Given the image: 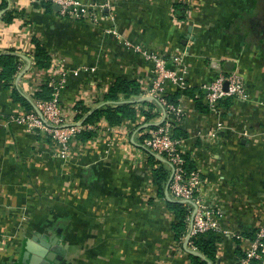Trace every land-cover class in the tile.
<instances>
[{"label":"crops","instance_id":"0c3cea01","mask_svg":"<svg viewBox=\"0 0 264 264\" xmlns=\"http://www.w3.org/2000/svg\"><path fill=\"white\" fill-rule=\"evenodd\" d=\"M186 3L197 8L189 10L190 23L201 46L199 54L186 57L188 87L211 80L220 69H235L249 93L247 100L222 106L221 116L199 112L187 95L178 100L186 111L179 123L185 133L181 146L200 169V195L223 213L222 226L231 232L217 243L215 264H238L250 240L241 232L249 236L264 215V0H113L97 24L28 0L11 1L9 22L0 10V52L19 54L10 86L0 78V264H30L38 242L48 240L55 242L47 251L60 255L59 261L42 258L35 264H191L185 246L173 238L174 214L152 177L157 166L169 176L170 168L148 161L135 127L145 124L139 110L135 121L114 126L101 118L95 137L74 139L65 159L49 134L27 131L12 120L28 110L13 99V87L32 102L43 84L66 70L60 102L68 123L81 126L76 105L99 106L118 77L140 83L135 106H153L149 123L160 122L161 107L149 94L152 64L129 44L167 56L179 53L188 24L175 13L185 15ZM110 25L119 37L105 31ZM33 38L47 50L46 67L36 63ZM217 121L224 124L217 138L198 135ZM250 128L253 135L241 138Z\"/></svg>","mask_w":264,"mask_h":264},{"label":"built area","instance_id":"2783aa9c","mask_svg":"<svg viewBox=\"0 0 264 264\" xmlns=\"http://www.w3.org/2000/svg\"><path fill=\"white\" fill-rule=\"evenodd\" d=\"M11 1L9 0L8 6L11 5ZM44 1L52 4L53 8L57 6V12L62 17L95 24L99 22L103 11L113 7V0H39L38 2L42 4ZM107 17L111 22L114 21L112 12H109ZM105 31L119 37L114 25H110ZM129 46L152 64L149 94L157 98L162 113L156 127L144 128L140 133L144 135L140 144L144 150L159 156V158L155 156L158 162L168 164L171 175L168 195L183 202L188 209L187 234L192 236L209 230L221 235L230 234L231 232L223 228L220 219L216 216L215 208L205 203V199L200 195L199 189L202 183L200 169L196 165L191 169L186 167V159L183 156L186 152L181 146L182 137L173 135V128L179 125L186 111L181 102L174 103L168 99L167 95L172 94L171 91H182L188 87V66L179 56L166 57L139 43L129 44ZM67 74L66 70H62L57 79L48 81V85L52 88L48 98L33 99L32 108L12 117L14 122L21 124L27 131H43L49 134L61 157L70 156L71 142L76 139V134L81 129L94 128L91 124L81 126L73 124L64 127V113L60 106L59 91L66 83ZM245 92L242 74L235 69L229 71L220 69L212 80L199 85L196 95L201 96L203 102L209 107V112L221 116L220 102L225 97L245 99ZM222 128H224L222 121H217L213 129L205 133L198 131V135L207 140L215 139ZM233 236L240 237L239 234ZM190 248L194 249V246ZM252 259H256L258 264H264V226L256 233L255 238L249 240L238 264H251Z\"/></svg>","mask_w":264,"mask_h":264},{"label":"trees","instance_id":"16d2710c","mask_svg":"<svg viewBox=\"0 0 264 264\" xmlns=\"http://www.w3.org/2000/svg\"><path fill=\"white\" fill-rule=\"evenodd\" d=\"M9 0H0V10L4 11L2 19L9 22L12 20V12L8 9ZM46 11H52V4L49 2H42ZM35 44V60L38 66L46 67L49 65L50 57L47 54L45 47L40 44V42L33 38ZM19 54L14 50H9L5 52H0V78L3 80L4 86L9 87L10 82L13 79L14 74L18 70ZM52 88L43 84L41 88L35 92L38 98H48L51 93ZM199 90L197 87H186L182 91H176L172 94H168L167 97L170 101L177 103L179 96L181 94L187 95L195 102V107L199 112H208L209 107L203 102L201 96H197L196 92ZM141 91L140 83L136 79H127L118 77L114 83L109 87L107 92L104 94L103 102L93 108L89 109L79 103L76 105L78 112L75 115V120H80L82 125H94V128H83L77 134L76 138L81 141H87L92 139L96 135L95 124L101 119H105L110 126L121 124L124 120L135 121L138 110L145 116V124H136V128L140 132L144 128H154L157 123H149L150 119L154 116L153 106L147 110L137 108L136 102L138 100L134 99ZM12 96L15 101L21 103V105L26 108H32V102L23 93L20 92L16 87L12 88ZM232 97H225L221 102V106H228L232 103ZM173 135L175 137H182L185 135L179 125L173 128ZM144 135H140L142 139ZM148 161L152 164L158 163V159L150 152L147 151ZM186 159V167L191 169L194 167V161L191 160L190 154L185 153L183 155ZM152 177L154 183L157 185L158 195L164 197L166 206L174 214V220L170 223V228L173 233V238L185 245V239L187 236V215L188 209L186 205L176 199L167 197L164 191L166 186L169 172L163 165L157 166L152 170ZM251 237V235H250ZM253 236L251 237V239ZM183 239V240H182ZM236 242L239 241V237L234 236ZM222 240V235L213 231H206L203 233H197L195 235L189 236L187 242H189L194 249L189 248L188 256L191 264H215L217 243ZM187 244V243H186ZM192 250V251H191ZM240 256L244 255L243 251L239 252ZM251 264H258L256 259L251 260Z\"/></svg>","mask_w":264,"mask_h":264},{"label":"rangeland","instance_id":"374dc122","mask_svg":"<svg viewBox=\"0 0 264 264\" xmlns=\"http://www.w3.org/2000/svg\"><path fill=\"white\" fill-rule=\"evenodd\" d=\"M29 2H30V4H40L38 1L39 0H28ZM185 3V2H184ZM182 9V8H181ZM189 10H192L193 12L194 11H196L197 10V8H189V5H188V3H186V8H184V12H185V15L182 13V15H176V13H175V17H180L179 19H181V21H182V23H184V25L187 23L188 24V28L187 29H185V33L184 34H182V36H181V38H183V40H182V44H183V46L181 47V51L179 52V53H177V54H170V55H165L164 53H162L161 51H156V50H153V51H155V52H157V53H159V54H164L166 57H171V56H179V58L182 60V62L185 64V65H187L188 66V68H189V63L186 61V57L188 56V55H196V54H199V50H200V48H201V46H200V43H198L197 42V40H198V34L193 30V26H192V24L190 23L191 21H192V17H191V13H189ZM191 24V25H190ZM183 26V25H182ZM184 29V28H183ZM143 46V45H142ZM145 48H147V47H145ZM148 49H150V48H148ZM150 50H152V49H150ZM189 71V70H188ZM241 74V73H240ZM212 80V79H211ZM209 81V80H208ZM207 81V82H208ZM66 84V83H65ZM65 86V85H64ZM245 86V85H244ZM245 90H246V88H245ZM246 93V96H245V99H237V98H234L233 97V99L234 100H247L248 99V97H249V93L246 91L245 92ZM60 94H61V90L59 91V96H60ZM60 98V97H59ZM60 106H61V109H62V105H61V102H60ZM74 123H68V121H67V119H66V117H65V115H64V127H66V126H70V125H73ZM250 130V131H249ZM249 130H247V129H245V130H243L242 132H241V138L243 137V138H247V137H251L252 135H253V131L251 130V128L249 129ZM218 134H219V132H218ZM71 151H72V148H71ZM66 157H64V159H65ZM263 159H264V157H263ZM163 163H165V164H167L166 162H163ZM205 203H207L206 201H205ZM210 205V207H213V208H215L214 209V211H215V214H216V216L220 219V221H221V223L223 224V222H222V218H223V213H221L220 211V213L218 212L217 213V208H216V206L214 205H211V204H209ZM260 209H261V211L264 213V201L262 202V205L260 206ZM224 218H225V216H224ZM226 223H227V221H225ZM225 225V224H224ZM264 226V215L261 217V220L259 221V223H258V226L257 227H254V229H253V231L250 233H248L249 234V236H247L243 231L241 232L242 233V235L246 238V237H248V239H251V237L253 236V238H255V236H256V233L260 230V228L261 227H263ZM226 230H228V229H226ZM247 230V229H246ZM229 231V230H228ZM246 233H247V231H245ZM246 235V236H245ZM250 235H251V237H250ZM252 238V239H253ZM183 239H185V237H183ZM182 239V240H183ZM180 244H182V243H180ZM187 247L188 248H190V247H192V245L189 243V242H187ZM65 251L67 252V248L65 249ZM66 252H65V254H66ZM67 258H68V254H67ZM64 261H66V256H65V258H64Z\"/></svg>","mask_w":264,"mask_h":264},{"label":"water","instance_id":"95a60500","mask_svg":"<svg viewBox=\"0 0 264 264\" xmlns=\"http://www.w3.org/2000/svg\"><path fill=\"white\" fill-rule=\"evenodd\" d=\"M54 7L57 8V6H54ZM226 87H227V84L225 83V88ZM155 156L159 158V156H157V155H155ZM170 178H171V175L169 176V178L167 180V183H166V186H165V194L167 195V197H169V195H168V184H169ZM188 238H189V234H187V236L185 238V245L184 246H185L187 251H190V249L187 247V244H186ZM54 242L55 241H53V240L52 241L48 240V242H38L39 245H41V248L37 250V254L33 253V255H32L31 252H30V250H31L30 247H32L33 243H32V240L28 239L27 242H26V252H25V254L26 255H30L31 254L29 256L30 257V264H35L39 260H41L42 258L44 260H46V261H48V260L50 261L51 260V261H54V262H58L59 261L58 259H60L61 256L58 255L57 256L58 258H55L56 257V253L54 251H47V249H46L47 247H50V245L52 243H54ZM42 246H44V249L42 248ZM46 264H48V263H46Z\"/></svg>","mask_w":264,"mask_h":264}]
</instances>
